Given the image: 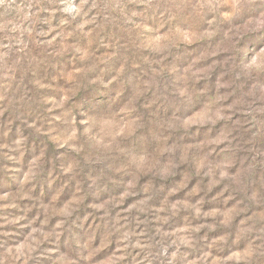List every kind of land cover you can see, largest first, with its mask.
Wrapping results in <instances>:
<instances>
[{"label": "clouds", "instance_id": "obj_1", "mask_svg": "<svg viewBox=\"0 0 264 264\" xmlns=\"http://www.w3.org/2000/svg\"><path fill=\"white\" fill-rule=\"evenodd\" d=\"M0 264H264V0H0Z\"/></svg>", "mask_w": 264, "mask_h": 264}]
</instances>
